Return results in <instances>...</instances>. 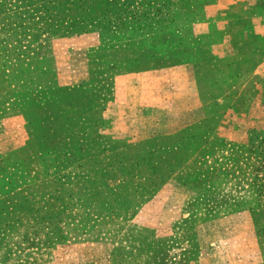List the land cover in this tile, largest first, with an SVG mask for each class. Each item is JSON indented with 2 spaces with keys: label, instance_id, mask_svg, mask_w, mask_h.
<instances>
[{
  "label": "rangeland",
  "instance_id": "rangeland-1",
  "mask_svg": "<svg viewBox=\"0 0 264 264\" xmlns=\"http://www.w3.org/2000/svg\"><path fill=\"white\" fill-rule=\"evenodd\" d=\"M229 1L0 0V264H264Z\"/></svg>",
  "mask_w": 264,
  "mask_h": 264
},
{
  "label": "crops",
  "instance_id": "crops-1",
  "mask_svg": "<svg viewBox=\"0 0 264 264\" xmlns=\"http://www.w3.org/2000/svg\"><path fill=\"white\" fill-rule=\"evenodd\" d=\"M263 3L264 0H230L219 8L220 14L226 18L225 47L256 50L258 56L264 59V40L260 35H255L254 27L247 26L249 21L258 16ZM258 32L264 33V26ZM260 65L264 66V61ZM257 74L259 78H264V68Z\"/></svg>",
  "mask_w": 264,
  "mask_h": 264
},
{
  "label": "trees",
  "instance_id": "trees-1",
  "mask_svg": "<svg viewBox=\"0 0 264 264\" xmlns=\"http://www.w3.org/2000/svg\"><path fill=\"white\" fill-rule=\"evenodd\" d=\"M258 134L256 133L255 137H259L260 141H257L255 137H250L248 142V150L252 153L255 164L251 192L256 196L257 205L264 207V135L259 136Z\"/></svg>",
  "mask_w": 264,
  "mask_h": 264
}]
</instances>
